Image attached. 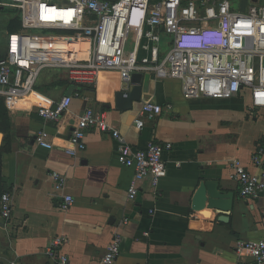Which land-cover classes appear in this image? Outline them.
Returning a JSON list of instances; mask_svg holds the SVG:
<instances>
[{"label":"crops","instance_id":"obj_1","mask_svg":"<svg viewBox=\"0 0 264 264\" xmlns=\"http://www.w3.org/2000/svg\"><path fill=\"white\" fill-rule=\"evenodd\" d=\"M169 41L164 37L163 52ZM52 82L36 85L44 91L36 88L24 100L0 97L9 118L5 131H0V151L5 147L0 169V264H102L115 234L122 238L116 264H254L252 258L236 255L235 245L238 240L264 239V198H241L233 167L239 162L259 173L252 156L257 146H264V110L249 117V97L188 100L181 81H159L144 74L142 101L121 112L115 94L124 84L118 73L104 72L94 91L85 89L60 122L52 123L39 116V107L68 95L62 88H48ZM145 103L161 105L163 112L145 119L138 130L135 121ZM87 108L105 113L134 150H144L152 142L173 145L164 153L167 176L157 188L146 178L138 184L136 199H129L135 171L119 164L118 144L110 133L90 130L84 152L66 153L78 117ZM41 130L50 134L52 149L36 144ZM53 172L67 179L63 190H57ZM208 180L235 194L227 222L220 221L214 210L194 208L198 191ZM4 194L12 197L10 221L2 217ZM66 196L74 202L63 209ZM57 236L68 239L62 251L67 263L46 255Z\"/></svg>","mask_w":264,"mask_h":264},{"label":"built area","instance_id":"obj_2","mask_svg":"<svg viewBox=\"0 0 264 264\" xmlns=\"http://www.w3.org/2000/svg\"><path fill=\"white\" fill-rule=\"evenodd\" d=\"M0 7L17 9L21 16V30L10 36L7 53L0 58V97L24 100L35 94L46 70L62 72L76 86L61 100L39 107L38 114L46 122H60L73 100L82 96L81 89H95L104 72L118 73L124 86L135 73L153 74L159 81L179 80L188 100L249 97L251 118L264 110V0H1ZM131 33L135 45L127 53ZM164 37L170 38L165 54ZM162 112L161 105L143 104L136 128L142 130L145 119L153 120ZM90 130L110 133L118 144L119 164L134 169L130 200L136 199L138 184L146 178L157 188L167 176L163 156L172 144L152 142L144 150H134L106 114L93 108L79 115L66 153L84 152ZM35 142L46 149L54 147L45 130L36 135ZM252 163L259 173L235 162L233 177L241 198L258 201L264 198V146L256 147ZM51 178L57 190L67 185L58 172ZM73 202V197L66 196L63 209ZM12 210V197L4 194L1 212L6 221ZM261 216L264 220V209ZM66 244L67 237L57 236L46 255L67 263L62 253ZM121 244V236L115 234L102 264H116ZM235 252L252 258L254 264H264V239L238 240Z\"/></svg>","mask_w":264,"mask_h":264},{"label":"water","instance_id":"obj_3","mask_svg":"<svg viewBox=\"0 0 264 264\" xmlns=\"http://www.w3.org/2000/svg\"><path fill=\"white\" fill-rule=\"evenodd\" d=\"M143 79L144 74H133L130 84L124 86L122 90L115 94L117 110L121 112L130 111L135 103L142 101ZM234 205L235 194L220 189V182L215 180L205 181L194 200L195 210H203L205 208L214 210L218 213L220 216L219 220L222 222L228 221L229 214L234 210Z\"/></svg>","mask_w":264,"mask_h":264},{"label":"trees","instance_id":"obj_4","mask_svg":"<svg viewBox=\"0 0 264 264\" xmlns=\"http://www.w3.org/2000/svg\"><path fill=\"white\" fill-rule=\"evenodd\" d=\"M1 1V0H0ZM0 12L4 13H11L14 15V18L11 20V22L7 25L6 29L9 33V35H12L16 32H19L21 30V16L17 9H11V8H3L0 7ZM62 88L65 90L66 94H71L75 89L76 86L73 85L68 80L64 79L63 76H56L54 79V82H52L48 88ZM37 89L42 90L40 87H36ZM87 89V88H86ZM90 91H94L95 89H88ZM85 91L84 88L81 89V92ZM7 124H9V118L7 115V111L5 110L4 101L0 99V131H5ZM7 140V139H6ZM5 150V147L2 148L0 151V169L2 166V154Z\"/></svg>","mask_w":264,"mask_h":264},{"label":"rangeland","instance_id":"obj_5","mask_svg":"<svg viewBox=\"0 0 264 264\" xmlns=\"http://www.w3.org/2000/svg\"><path fill=\"white\" fill-rule=\"evenodd\" d=\"M234 1H240V0H234ZM13 18H14V15L11 13L0 12V58L4 57L7 53L8 43H9V39L11 35H9L6 27ZM35 33L48 34L49 31H46V32L38 31ZM134 45H135V36L133 33H131L128 37L127 53L133 50ZM167 51H168V47H166L164 54L167 53ZM56 76H63V73L60 71H56V70H46L40 76V79L37 85L43 84L46 82H51L52 80L56 78Z\"/></svg>","mask_w":264,"mask_h":264},{"label":"bare ground","instance_id":"obj_6","mask_svg":"<svg viewBox=\"0 0 264 264\" xmlns=\"http://www.w3.org/2000/svg\"><path fill=\"white\" fill-rule=\"evenodd\" d=\"M34 96V95H33ZM28 98H30V97H28ZM0 140H1V135H0Z\"/></svg>","mask_w":264,"mask_h":264}]
</instances>
